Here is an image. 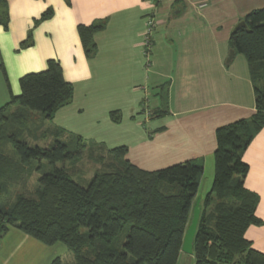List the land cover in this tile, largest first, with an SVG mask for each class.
<instances>
[{"label": "trees", "instance_id": "1", "mask_svg": "<svg viewBox=\"0 0 264 264\" xmlns=\"http://www.w3.org/2000/svg\"><path fill=\"white\" fill-rule=\"evenodd\" d=\"M53 14L49 7L35 23ZM241 20L245 25L232 31L229 42L249 63L256 111L216 130L215 174L194 237L195 264H264V252L246 236L251 225L264 220L256 214L258 194L245 186L249 165L243 159L264 127V7ZM9 22V1L0 0V25L8 28ZM105 24L97 20L78 26L87 56L95 54L94 34ZM31 45L32 32L20 48ZM19 81L20 93H12L0 107V241L15 227L47 245L64 243L72 264H177L203 161L192 158L146 170L128 159L125 145L108 148L63 129L45 128L74 96L57 59H48L45 69ZM167 113L161 107L149 110L151 116ZM111 117L119 121L121 114L113 110ZM48 133L53 144L30 145L32 137ZM85 160L92 165L91 177L83 169ZM51 264L67 263L57 256Z\"/></svg>", "mask_w": 264, "mask_h": 264}, {"label": "crops", "instance_id": "2", "mask_svg": "<svg viewBox=\"0 0 264 264\" xmlns=\"http://www.w3.org/2000/svg\"><path fill=\"white\" fill-rule=\"evenodd\" d=\"M8 1L9 27L0 25V65L7 75L0 66V107L20 93L22 75L57 59L74 96L49 120L52 127L108 148L125 145L128 159L146 170L201 159L196 197L203 205L215 174L217 128L256 111L249 63L236 52L228 60L229 40L237 23L264 7V0ZM49 7L53 16L36 24ZM151 12L157 24L149 59L144 34ZM97 20L106 24L94 34L97 50L89 57L78 26ZM30 32L33 45L20 48ZM160 107L168 113L147 114ZM113 110L120 112L119 121L112 119ZM243 159L249 165L245 186L258 194L256 214L264 220V127ZM246 236L264 252V223L251 225ZM65 250L13 227L0 241V264H51Z\"/></svg>", "mask_w": 264, "mask_h": 264}, {"label": "water", "instance_id": "3", "mask_svg": "<svg viewBox=\"0 0 264 264\" xmlns=\"http://www.w3.org/2000/svg\"><path fill=\"white\" fill-rule=\"evenodd\" d=\"M245 25V21L241 20L237 23L234 29ZM235 54L233 49L230 50V55L228 60H230ZM191 217L188 222V225L185 230L183 244H182V251L192 254L194 252V237L198 228L201 211H202V197L198 196L193 202L192 209H191Z\"/></svg>", "mask_w": 264, "mask_h": 264}, {"label": "rangeland", "instance_id": "4", "mask_svg": "<svg viewBox=\"0 0 264 264\" xmlns=\"http://www.w3.org/2000/svg\"><path fill=\"white\" fill-rule=\"evenodd\" d=\"M19 83H20V81H19ZM14 108L15 107H13V109ZM44 127L45 128L52 127V124L50 123L49 120L46 122V125ZM29 143L32 146L34 144H38L40 146H44V145H46V143L53 144L54 143V138L52 136H50L49 133H48L47 136L39 137L38 140H35V138L32 137L29 140ZM84 163H85V165L83 166V169L86 171L87 177H91L92 174H93V170H92L93 168H91L92 165L90 163H88L86 160L84 161ZM167 166H169V165H167ZM88 168L91 169V170H88ZM58 243H59V245H62L66 249L65 252L62 253V258H63L64 262L67 263V264H72L73 263V256H72L71 252L68 250L67 246L64 243H62V242H58ZM177 264H195V257L193 256V254L181 251L180 257H179V260H178Z\"/></svg>", "mask_w": 264, "mask_h": 264}, {"label": "built area", "instance_id": "5", "mask_svg": "<svg viewBox=\"0 0 264 264\" xmlns=\"http://www.w3.org/2000/svg\"><path fill=\"white\" fill-rule=\"evenodd\" d=\"M155 14V13H154ZM156 19L155 15H152V12L147 16V27L144 34V51L146 54V57L150 59L149 54L151 51V47L153 44L152 41V34L153 30L156 27ZM149 61V60H148ZM147 114L149 115V109H147Z\"/></svg>", "mask_w": 264, "mask_h": 264}]
</instances>
